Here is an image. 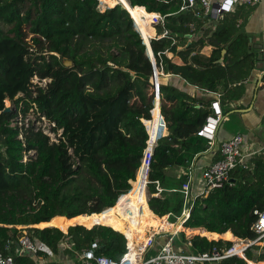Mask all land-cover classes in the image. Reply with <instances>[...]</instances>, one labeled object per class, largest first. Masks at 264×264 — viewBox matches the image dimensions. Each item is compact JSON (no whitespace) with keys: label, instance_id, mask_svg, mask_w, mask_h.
<instances>
[{"label":"trees","instance_id":"16d2710c","mask_svg":"<svg viewBox=\"0 0 264 264\" xmlns=\"http://www.w3.org/2000/svg\"><path fill=\"white\" fill-rule=\"evenodd\" d=\"M100 1L112 8L101 9ZM123 1L147 36H156L153 24L159 14L163 20L155 26L157 35L167 32L150 40L163 73L160 113L169 136L160 137L153 150L149 206L143 161L162 121L155 110L153 62ZM181 5V0H0V251L16 264H44L40 258L58 255L65 245L69 255L94 250L120 263L127 239L122 234L126 227H116L113 220L116 212L139 244L155 218L164 228L165 216L171 222L181 216L183 196L170 191L185 180H174L167 171L193 165L211 150L199 132L212 116V102L170 78L217 93L225 107L244 97L255 67L248 37L234 16L224 15L210 29L193 12H180ZM207 47L210 55L203 53ZM37 54L47 58L36 63ZM65 60L73 67H64ZM40 74L50 80L47 87L33 83ZM8 100L14 108L5 112ZM34 108L37 121L47 120L56 134L62 131L57 142L33 122L19 125ZM231 177L232 186L196 201L179 231L195 236L193 252L231 249L236 242L257 239L252 227L254 212H264V156L253 157L248 170L238 168ZM155 181L166 189L159 198L152 196ZM25 231L37 254H19ZM259 251L254 246L246 256L264 262V251ZM224 264L247 263L235 256Z\"/></svg>","mask_w":264,"mask_h":264},{"label":"built area","instance_id":"2783aa9c","mask_svg":"<svg viewBox=\"0 0 264 264\" xmlns=\"http://www.w3.org/2000/svg\"><path fill=\"white\" fill-rule=\"evenodd\" d=\"M157 1L162 3H168L170 0H157ZM181 1H182V5L180 8V12L183 13L193 12L196 19H207L209 22L216 23L219 22V20L224 15L234 13L236 11V8L242 6L255 7L262 0H218V1L181 0ZM162 20L163 18L159 14V18L156 23L158 24L159 21ZM166 35L167 32L162 36H158L156 34V37L154 39L164 38L166 37ZM155 93H156V99L157 97H160V93L157 92ZM219 99L220 96H217V100L212 102V107H211L212 116L208 118L207 123L199 132V136L208 139L210 141L211 146L216 141V134L218 131V127L224 119V113ZM160 120H162V123L160 124L162 125L161 127L165 129L166 125L164 122V118L161 116V113H160ZM166 136L167 135H164L163 137ZM158 139L156 138V140H154L150 152L149 149L146 150L145 158L143 161V167H146L148 165L146 167L145 184H144L146 190L145 194H146L147 204L150 198V194L148 190V185L150 183L148 181L150 161L153 156V150ZM148 147H149V143H148ZM263 151L264 149L257 150L254 152H246L244 138L240 134L235 135L233 138H231L228 141L222 142L219 147V154L221 157L216 163H214L208 169L204 170V172L202 173V176L199 179L200 192L198 194L195 195L193 193V183L195 180L196 170L192 166L188 171V174L186 175L187 180L182 185L181 189L170 191L173 194L180 193L183 196V210L181 216L178 217L175 222H171L170 215H168L167 222L172 223V225H178L177 222L180 220L181 226L185 227L184 224L190 219L192 209L198 199L208 198L209 194L215 189L227 188L228 186H232L233 181L231 176L233 171L238 168L248 170L250 168V160L257 155L262 154ZM154 185H155L156 193L152 196L159 198L166 192V189H164L160 181H155ZM127 194L124 196H127ZM122 197L118 200V202L122 199ZM254 215L257 217V220L253 225L252 230L256 233L257 239L250 240L252 244L247 246L245 249H243L241 251V254L231 253L232 248L226 250H220L218 249V247L215 246H213L210 251L205 253L193 252L191 250L192 249L191 241L181 239L179 237L180 236L179 232L156 231L153 234V239L150 244H148L146 240L144 243H141L138 247L132 246V242L130 241V238L126 234L122 233L127 239V253L122 258L120 263H116L104 256H97L95 254V251L93 250V251L83 252L82 254H80V258L76 263L58 261L54 263L44 262V264H224L226 260L235 256L242 258L247 264H250L251 262L264 263V262L251 261L246 256L247 251L250 248L257 246V243L260 246V251L257 252V255L261 254V252L264 251V212H260L259 210H256L254 212ZM156 217L159 216L156 215ZM165 232H172V233L165 234ZM168 235H171L168 241L159 243L158 237L168 236ZM175 236L176 237L178 236L179 240H176ZM146 237L148 239L150 235L146 234ZM231 243L233 244V242ZM150 246L151 248L155 249V254L149 257V255L151 254V248L149 249ZM67 248L70 249V247L68 246ZM18 252L20 255L24 254L25 252H32L33 254H37L38 252V247L34 244V242L31 240V238L29 237L26 231L24 232L23 236L19 239ZM0 264H16V262L13 256L4 255L0 251Z\"/></svg>","mask_w":264,"mask_h":264},{"label":"crops","instance_id":"0c3cea01","mask_svg":"<svg viewBox=\"0 0 264 264\" xmlns=\"http://www.w3.org/2000/svg\"><path fill=\"white\" fill-rule=\"evenodd\" d=\"M229 15L235 17L237 28L248 37L249 54L254 56L255 67L244 84L246 87L244 97L237 102L222 107L223 113H225L224 119L218 127L216 141L211 146V150L198 156L193 165L174 168L167 171V174L171 176V178H174V180H185V183L188 171L191 166L194 167L196 174L193 183V193L195 195L200 192L199 179L204 170L212 166L216 158L220 159L219 147L222 142L228 141L235 135L240 134L244 138L246 152H254L264 149V0L255 7H238L234 13ZM199 20H202L206 28L210 29L216 27L219 23L209 22L207 19ZM211 51L212 48L207 47L203 53L210 55ZM177 63H179V61ZM170 82L178 85L182 89L190 91L195 94L197 98L204 101L214 102L217 100V96H219L217 93L200 90L198 88L194 89L180 78H177L176 80L170 78ZM165 135L169 136L166 128ZM257 156H264V151ZM165 217L167 219V216ZM167 224L169 225L170 223L167 222ZM187 237L188 240H192L195 236ZM52 258H57L58 261L76 263L75 261L69 260V258L64 254H61V252L58 256L52 255L45 261H47V263H52Z\"/></svg>","mask_w":264,"mask_h":264},{"label":"rangeland","instance_id":"374dc122","mask_svg":"<svg viewBox=\"0 0 264 264\" xmlns=\"http://www.w3.org/2000/svg\"><path fill=\"white\" fill-rule=\"evenodd\" d=\"M100 7H101V9H106V8H112V7H110V5H108V4H103L101 1H100ZM156 24L157 23H154L153 24V28L155 29V31H156V34H157V30H156ZM144 35H145V37L146 38H152V37H149V36H147V29H145V31L144 32H142ZM156 36H154L153 38H155ZM28 40H30V38L28 39ZM167 56L169 57V58H171L172 56L171 55H168L167 54ZM47 58V54H37V55H35L34 56V62H36V63H39V64H41L45 59ZM175 61L176 62H178V60L177 59H175ZM73 67V66H72ZM159 75H160V77H162L163 76V73H161V72H159ZM33 83L34 84H39V85H41V86H43V87H47L48 86V84L50 83V80L49 79H47V78H43L42 77V75L40 74L39 75V77L38 76H36V77H34L33 78ZM152 83H153V80H152ZM19 97H21V95L19 96ZM8 103V104H7ZM6 103V107H10L11 109L12 108H14V104L11 102V101H9L8 100V102ZM21 106H22V104H21ZM37 116H38V114L36 113V110H35V108L33 109V110H30V112L28 113V115H27V117L25 118V120L23 119V116L22 115H20L19 116V120L20 121H22V120H24V122H20L19 123V125L21 126V125H28L29 124V121L30 122H33L34 124H35V126L36 127H38V128H41V129H43L44 130V133L45 134H47L50 138H51V142H57L58 141V139H59V137L61 136V134H62V131H59L57 134L56 133H54L53 131H52V128H53V125L52 124H50L47 120H45V119H43L42 121H37ZM162 121V120H161ZM153 123H154V118H153V121H152ZM150 131H151V129H150ZM164 132V133H163ZM165 135V129H163V127H160L159 128V133H158V137H157V139L158 138H160V137H162V136H164ZM25 161H27V158H25ZM142 171V170H141ZM141 171H140V173H139V175H138V178L137 179H140V177H141ZM155 218V217H154ZM113 220H114V222H115V224H116V227H117V225H124L123 226V228H125V230L126 229H128L127 227H128V225H127V222L123 219V217H122V215L120 216L117 212L114 214V217H113ZM155 224L152 226V227H150V228H148L147 230H146V234H148V235H150V237L149 238H153V234H154V232H156V231H168V230H170L171 229V223L168 225L167 224V226H165L164 228H161V222H160V220L158 219V218H155ZM18 228V230H22V229H27V228H29V227H23V226H19V227H17ZM31 228H34V226H32ZM119 228H117V230H118ZM115 231V230H114ZM128 231H129V229H128ZM130 232V231H129ZM122 233V232H121ZM180 233V238H181V235L183 234L184 236H185V240H187V241H191V240H188V237H187V235L184 233V232H179ZM66 234V233H65ZM170 236L171 235H168V236H161V237H158V241H159V243H163L164 241H168L169 239H170ZM176 237V236H175ZM174 237V238H175ZM179 237L177 236L176 237V240H179ZM148 238V239H149ZM145 239L147 240V237H145ZM181 239H183V238H181ZM145 240V241H146ZM150 240V239H149ZM208 240V239H207ZM144 241V242H145ZM143 242V243H144ZM225 242H228V241H225ZM157 245V244H156ZM256 247H259L260 248V246L259 245H257ZM151 248V246L149 247V249ZM67 250H68V248H67V245H65V247H63V248H61V254H64L66 257H68L69 258V260H71V261H75V262H77L78 260H79V258H80V254H78V253H75V254H73V255H69L68 253H67ZM59 252V253H60ZM153 254H155V249H153V248H151V254L149 255V257L151 256V255H153ZM50 256H52V254H49ZM59 255V254H58ZM58 255H55V256H58ZM60 257V256H59ZM58 258V257H57ZM55 259V258H52V263L53 262H58V259ZM40 260H41V262H45V263H47V261H45L44 259H42V258H40Z\"/></svg>","mask_w":264,"mask_h":264},{"label":"water","instance_id":"95a60500","mask_svg":"<svg viewBox=\"0 0 264 264\" xmlns=\"http://www.w3.org/2000/svg\"><path fill=\"white\" fill-rule=\"evenodd\" d=\"M122 3V5L127 9V11L131 14V10H130V8H132L130 5H128V4H126V2L125 1H123V2H121ZM119 4V3H118ZM131 17L134 19V17L132 16V14H131ZM135 20V22H136V19H134ZM216 23H218V22H216ZM136 24H137V26H138V29H139V31L141 32V34H142V36H143V38H144V40H145V43H146V45H147V47H148V52H149V55H150V58H151V60H152V62H153V66H154V76H153V85L155 86V92H157V93H160V91H159V84H160V75H159V72H158V69H157V66H156V61H155V58H154V55H153V52H152V49H151V46H150V40L151 39H154V38H146L145 37V35L142 33V31H141V29H140V27H139V24L136 22ZM53 55H56V54H53ZM63 65H64V67H66V68H72V66H73V63H72V61H69V60H65L64 62H63ZM159 98V99H158ZM158 109V114H160V97H157V99H156V108H155V110H157ZM154 110V111H155ZM9 111H11V108L10 107H7L6 109H5V112H9ZM256 111V110H255ZM154 118V117H153ZM149 134V133H148ZM149 136H150V134H149ZM150 140H151V138H150ZM152 145H153V142H152V144H151V148H152ZM148 149H149V151H150V141H149V147H148ZM148 166V165H147ZM146 166V167H147ZM177 224L178 225H180L181 224V221L179 220L178 222H177ZM71 227H73V226H71ZM70 227V228H71ZM35 228H37V227H35ZM46 228H48V227H46ZM69 228V229H70ZM69 229H68V231L66 232V234H68V232H69ZM65 233V232H64ZM172 232H165V234H171Z\"/></svg>","mask_w":264,"mask_h":264},{"label":"bare ground","instance_id":"6f19581e","mask_svg":"<svg viewBox=\"0 0 264 264\" xmlns=\"http://www.w3.org/2000/svg\"><path fill=\"white\" fill-rule=\"evenodd\" d=\"M151 122V121H150ZM147 127V126H146ZM148 129V128H147ZM164 133V132H163ZM168 137V136H167ZM167 221V220H166ZM165 221V222H166ZM164 222V223H165ZM128 228V227H127ZM182 226L181 224L180 225H171V230L169 231H174V232H179L181 230ZM123 234H126L129 238H130V241L132 242V246H136L138 247L140 244L135 242L133 240V238L131 237V234L130 232L128 231V229L125 230V233ZM150 239V240H149ZM147 239V242L148 244H150L152 242V239L153 238H149ZM252 243L250 241H242V242H236L234 245H233V248L231 249V253H238V254H241V251L243 249H245L247 246L251 245Z\"/></svg>","mask_w":264,"mask_h":264}]
</instances>
